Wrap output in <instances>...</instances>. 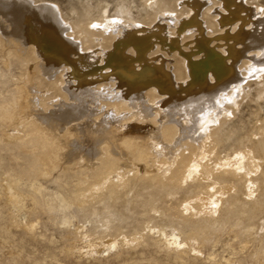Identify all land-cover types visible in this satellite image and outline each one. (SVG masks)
<instances>
[{
	"label": "bare ground",
	"instance_id": "bare-ground-1",
	"mask_svg": "<svg viewBox=\"0 0 264 264\" xmlns=\"http://www.w3.org/2000/svg\"><path fill=\"white\" fill-rule=\"evenodd\" d=\"M188 3L157 5V26V15L136 27L121 10L117 23L101 16L94 28L88 18L65 22L54 3L0 0V152L8 157L0 154V189L15 228L35 239L45 218L44 230L62 226L70 251L79 241L90 254L119 257L153 246L178 260L221 242L225 201L240 202L231 213H261L264 128L231 155L224 126L247 77L264 96V8L251 9L262 15L251 21L242 14L251 0ZM90 86L95 95L107 86L105 103L70 102ZM242 224L227 235L238 237ZM248 257L264 264L261 250Z\"/></svg>",
	"mask_w": 264,
	"mask_h": 264
},
{
	"label": "rangeland",
	"instance_id": "rangeland-1",
	"mask_svg": "<svg viewBox=\"0 0 264 264\" xmlns=\"http://www.w3.org/2000/svg\"><path fill=\"white\" fill-rule=\"evenodd\" d=\"M28 1L36 5L39 4L40 6L46 4L54 6L55 4L56 8L58 7L57 10L60 9L58 12L59 13L61 12L60 15H62L61 16L62 20H64L67 23H71V21H73L72 22L73 24L76 22L77 23L80 22L81 18L82 20L84 19L86 20L88 18L93 20L92 22L91 20L87 19L89 22L92 23V25L93 24L99 25L98 21L101 18V16L102 17L105 16V18H107L106 20L112 23L115 19H116L115 21H118L121 18L119 11L126 10L129 15V18L131 17L130 19H133L132 20L133 23L134 24L136 23L135 24L136 27H140L142 25L140 22L144 20L143 18H145V20H147L146 18L148 17L151 18L152 20L148 21V23H150L154 20L153 16L156 15H157L156 18L157 20L152 26L159 25L161 20L160 17L163 13L159 11L160 9H157V5L158 8L160 6L162 7V5L174 6L176 4L177 6H179L178 8H180L181 6H187L188 8L190 6V4L188 3L189 0H180V1L179 0H28ZM160 1L164 3L162 4ZM157 2L158 4H156ZM251 3L252 4L249 7L250 9L243 8L244 12L242 14H244L245 10H247L248 13L245 14H248V16L252 14L254 16L255 13L251 9L255 7L264 8V0H251ZM207 6L214 7L212 12H214V10L217 9L218 7V6L216 7L213 2L206 4L205 8H208ZM122 7H124V9H122ZM205 8L203 10H205ZM157 11L159 12V14L157 13ZM149 14L152 15L154 14V15L153 16L151 15L152 16L151 17ZM164 14L166 15V13ZM82 15L83 16L85 15L84 18ZM252 17H250L251 21H256L259 18H262V15L261 16L255 15L253 18ZM241 46L239 44L237 47L239 48ZM162 55L163 53L157 54L156 55L157 57L152 56L151 60L159 59L161 58ZM243 55L244 54L241 53L240 58ZM2 68L4 67L0 58V69ZM14 70L15 69L13 68L12 71ZM89 78L91 79L92 77ZM254 79L255 78L252 77L250 78L247 77L245 79V81H247L246 83H248L249 85L248 92L246 90V93H244L246 96L245 99H244L245 97L244 94L238 93L237 95L233 96V100L236 103L233 107L234 109H239V110L238 112H236L237 110L235 111L237 114L234 117L231 116L229 117L230 120L224 126V132L227 134L225 136H230V140L227 141V146L231 145L229 146L231 149L229 151V147H228L227 152H229L231 155H233L234 152L237 150L240 142L245 144L248 143L247 136L251 135L252 131H255L256 132L255 134L257 135L256 129H258L259 127L264 128V96L263 95L260 96V92H259L260 89L257 83L254 81ZM106 85H108L107 82ZM93 88L94 87L90 86V89H92V91L90 92H87V90H83V92L85 91V94H82L78 97L74 96L70 102L76 103L77 105H80L87 109L95 108L97 106L96 103H101V102L105 103L106 100L101 101L100 93L103 91L108 92V90L106 89L107 86L102 87L100 93L96 95L94 94ZM0 90H1L0 91V95H1L3 90L1 88ZM102 95L106 96V94H102ZM226 103H228V106H232V103L230 102H226ZM223 108L226 107L223 105ZM255 137L256 136H253L252 138L256 141ZM238 138L240 140H238ZM231 150L234 152H232ZM0 154L1 157L4 159L3 163L8 162L6 161V159L8 160V157L7 154H5V151H1ZM3 190L4 189L2 188L0 192V195L4 194L3 196H0V211H2L0 212V226H1L0 227V264H134V263L135 264H176V263L177 264H187V263L212 264V262L216 263L218 261H224L225 259L231 261L243 260L244 264H246L247 262H248L247 264H252L251 261L248 259L249 258L248 256L249 254L252 253V251L254 252V250L258 249L261 250L264 254V206L262 207L263 210L261 211V213H259V215H254L252 211L250 212V209H246L247 211H243L242 213L241 212L231 213L234 210V208L232 207L235 208L240 207L239 204L240 202L234 199L232 200V202L225 201L222 205L223 208L221 209V212L219 214L220 216L218 219V221L225 228L222 231L221 242L217 246L212 248L201 247L202 256L199 258L196 257L197 260L192 253L191 254L188 253V254H183V256L185 257L178 259L179 260L178 262L177 259L173 257H169L164 250L153 246L148 248L137 249L136 251H130V252L125 251L124 253L122 252V254H120L121 258L119 257V252L115 250L100 249L98 252L90 254L89 253L90 251H88V247H86L87 245L82 243V241L78 242L77 250L70 251L68 244L64 242L62 237L63 236L62 233L63 228H61L62 226H60L59 228L48 226L46 230H44V225L48 222V220L45 218H43L41 224L37 225V233L43 231L42 235L34 239L33 236H29L28 234L22 232L20 228L17 227L15 228V225L10 220L14 208L12 207L10 201L8 200L6 192ZM145 193L146 192H144L143 196H146ZM4 197H6L7 199ZM226 202L229 204H227ZM143 218L142 220H147L146 216H144ZM236 219L241 220L243 222L244 225L242 224L243 225L242 227L245 232L242 230L241 233L242 235L240 234L238 237H234L233 235L228 234L229 235L228 237L227 231H231L235 228L234 225H236ZM133 220L134 219L130 218L131 222ZM157 221L158 220H155L152 223H154V225L162 224L160 226H165V225L168 226V223H161L160 221L158 222ZM34 222H36V220H34L33 223ZM205 222L206 223L203 224H208L207 221ZM229 225L232 229L229 227ZM186 230L188 231L189 229L186 228ZM203 230L204 232L208 230L206 233H210L209 228L207 229L203 228ZM224 232H226V234ZM209 254H214V256L209 257ZM115 255H117L118 257Z\"/></svg>",
	"mask_w": 264,
	"mask_h": 264
},
{
	"label": "snow or ice",
	"instance_id": "snow-or-ice-1",
	"mask_svg": "<svg viewBox=\"0 0 264 264\" xmlns=\"http://www.w3.org/2000/svg\"><path fill=\"white\" fill-rule=\"evenodd\" d=\"M112 23H117V21L114 20ZM92 27H94V28H95V27H99V25H97V24H93Z\"/></svg>",
	"mask_w": 264,
	"mask_h": 264
}]
</instances>
